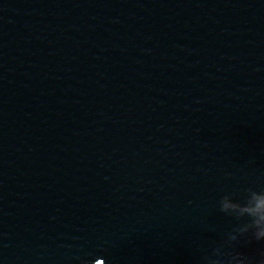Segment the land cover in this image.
I'll return each instance as SVG.
<instances>
[{"label": "water", "instance_id": "water-1", "mask_svg": "<svg viewBox=\"0 0 264 264\" xmlns=\"http://www.w3.org/2000/svg\"><path fill=\"white\" fill-rule=\"evenodd\" d=\"M264 0H0V264H264Z\"/></svg>", "mask_w": 264, "mask_h": 264}, {"label": "clouds", "instance_id": "clouds-1", "mask_svg": "<svg viewBox=\"0 0 264 264\" xmlns=\"http://www.w3.org/2000/svg\"><path fill=\"white\" fill-rule=\"evenodd\" d=\"M221 208L226 212L246 213L251 216L256 228L255 237L264 239V196L256 197L243 205L232 199L225 198L221 203Z\"/></svg>", "mask_w": 264, "mask_h": 264}]
</instances>
